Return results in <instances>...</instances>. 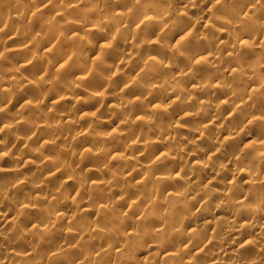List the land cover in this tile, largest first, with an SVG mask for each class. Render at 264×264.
I'll return each instance as SVG.
<instances>
[{"label": "clouds", "instance_id": "1", "mask_svg": "<svg viewBox=\"0 0 264 264\" xmlns=\"http://www.w3.org/2000/svg\"><path fill=\"white\" fill-rule=\"evenodd\" d=\"M0 264H264V0H0Z\"/></svg>", "mask_w": 264, "mask_h": 264}]
</instances>
